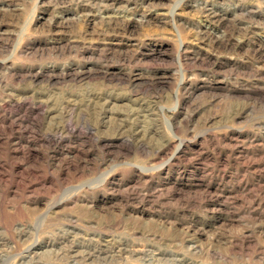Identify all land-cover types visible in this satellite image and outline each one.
<instances>
[{
	"label": "rangeland",
	"instance_id": "374dc122",
	"mask_svg": "<svg viewBox=\"0 0 264 264\" xmlns=\"http://www.w3.org/2000/svg\"><path fill=\"white\" fill-rule=\"evenodd\" d=\"M0 124V264H264V0H0Z\"/></svg>",
	"mask_w": 264,
	"mask_h": 264
},
{
	"label": "bare ground",
	"instance_id": "6f19581e",
	"mask_svg": "<svg viewBox=\"0 0 264 264\" xmlns=\"http://www.w3.org/2000/svg\"><path fill=\"white\" fill-rule=\"evenodd\" d=\"M11 98H12V96H11ZM22 98V97H21ZM26 98V97H25ZM10 99V98H9ZM19 100H21V99H19ZM70 106V105H69ZM68 111V110H67ZM66 111V112H67ZM68 112H70V111H68ZM7 114V113H6ZM62 114V113H61ZM65 116H66V114H65ZM71 116V115H70ZM62 116H60V118H61ZM68 118V117H67ZM68 121H69V118H68ZM68 121H67V123H68ZM65 122V121H64ZM9 122H7V124H8ZM64 124V123H63ZM1 125V124H0ZM60 125V124H59ZM58 125V126H59ZM55 126H57V125H55ZM58 126H57V128H58ZM53 129V128H52ZM58 130H60V128L58 129ZM57 131V130H56ZM181 142V141H180ZM28 249V248H27Z\"/></svg>",
	"mask_w": 264,
	"mask_h": 264
}]
</instances>
